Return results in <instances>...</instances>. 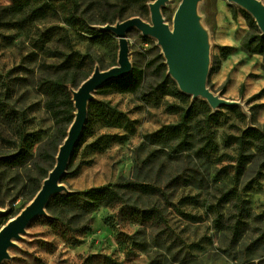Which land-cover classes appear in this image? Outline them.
Segmentation results:
<instances>
[{
  "label": "rangeland",
  "instance_id": "obj_1",
  "mask_svg": "<svg viewBox=\"0 0 264 264\" xmlns=\"http://www.w3.org/2000/svg\"><path fill=\"white\" fill-rule=\"evenodd\" d=\"M154 1L78 0L80 21L70 19L71 4L65 1L36 12L43 0H0V158L23 155L20 165L0 168V230L32 202L34 187L56 164L57 126L37 90L38 80L63 70L91 77L97 68L117 66V37L110 33L95 39L90 29L101 31L133 17L152 23ZM182 1L168 0L163 7L170 28ZM197 13L209 49L208 89L228 102L210 105L218 113L211 129L219 156L226 155L223 162L209 164L196 155L202 145L197 130L189 139L195 146L190 150L180 139L146 140L177 124L182 108L204 99L167 95L165 83L172 77L158 40L134 28L127 34L129 59L132 72H144L141 91L119 94L101 88L93 93L86 125L60 181L66 190L30 222L2 264H264L263 247L245 250L256 228H264V165L248 166L261 172L245 198L262 220L251 225L243 242L232 245L229 232L218 229L217 205L231 187L238 154L235 147H225V138L251 127L264 132V56L246 50L252 30L248 12L238 4L201 0ZM145 94L146 100L138 99ZM123 180H146L167 197L122 190L121 200L99 208L60 198ZM183 180L192 185L183 186ZM152 207L165 215L166 226L145 220L143 212ZM229 208H223L226 215Z\"/></svg>",
  "mask_w": 264,
  "mask_h": 264
},
{
  "label": "trees",
  "instance_id": "obj_2",
  "mask_svg": "<svg viewBox=\"0 0 264 264\" xmlns=\"http://www.w3.org/2000/svg\"><path fill=\"white\" fill-rule=\"evenodd\" d=\"M27 1V0H26ZM37 1V0H36ZM39 1V0H38ZM44 3L36 9V12L43 11L45 7L55 3L56 1H65L71 4L72 13L70 19H79L83 21V17L79 16V2L78 0H43ZM164 11V10H163ZM247 23L252 30L251 35L245 42L244 46L250 54H258L264 56V35L259 30L254 18L246 13ZM134 18V17H133ZM130 19V18H127ZM124 19V20H127ZM122 20V21H124ZM121 21V22H122ZM93 37L99 38L106 36L111 32L98 31L90 29ZM163 66L166 68L165 64ZM115 67V66H114ZM90 76H79L75 70H63L62 72L53 75L41 77L37 83V90L45 96V108L50 113L56 123V140L54 143V152L58 153L59 148L67 137L69 128L75 118V106L73 101L72 88L78 89L84 81ZM144 81V72L136 70L125 79L112 81L101 88H112L113 92L119 94H136L138 95L142 89ZM167 95L176 98H186L177 84L169 77H167ZM99 88V90L101 89ZM98 90V91H99ZM146 94L139 100H146ZM218 117V113H213L208 102L202 100L199 103H193L189 107L181 109L180 120L175 125H166L160 131L154 132L151 135L145 136L146 140L151 144L159 141H166L167 138L173 140L180 139L186 149H195V146L189 142L190 138H194V131L201 136L199 148H196V155L205 160L209 164H219L223 162L225 154L219 156L220 147L215 141L214 134L211 129V123ZM23 139H26L27 134L22 131ZM165 137V138H164ZM167 137V138H166ZM224 145L227 148L235 147L237 149V156L234 159V174L231 178V187L222 193L218 201L219 222L218 229H226L230 234V241L232 245H238L247 237V232L252 224L258 223L262 217L256 215L248 200L245 198V193L251 185L257 182L260 170L254 171V165H264V132L256 127L247 128L240 135H228L224 140ZM23 158L22 154H14L10 156H3L0 158V168L7 165L18 166L21 164ZM54 159V158H53ZM54 163L50 170L45 172L37 185L34 187L30 200L34 199L40 191L44 180L48 177L51 170L54 168ZM181 179V178H180ZM124 181V180H123ZM121 181L114 184H106L100 187L90 188L85 191L73 192L62 195L60 198L64 202H69L73 199H81L84 205L93 208L101 206L107 207L114 204L116 201L122 199L121 191H137L147 196H160L166 198V193L163 188L151 184L146 180L139 181ZM184 182V180H183ZM183 186H190L191 183L184 182ZM53 198V200H56ZM59 198V197H58ZM229 204L230 213L226 215L224 212L225 205ZM51 202L47 205L49 209ZM22 211V209H21ZM19 211L16 215L20 214ZM143 217L146 221H150L157 227L167 225V220L162 211L157 207H152L143 212ZM255 232L256 238L246 246L248 253L253 251L254 247L264 248V228L258 227Z\"/></svg>",
  "mask_w": 264,
  "mask_h": 264
},
{
  "label": "water",
  "instance_id": "obj_3",
  "mask_svg": "<svg viewBox=\"0 0 264 264\" xmlns=\"http://www.w3.org/2000/svg\"><path fill=\"white\" fill-rule=\"evenodd\" d=\"M167 1L155 0L150 5L152 23L134 17L101 28L102 31L113 33L119 41L118 65L105 71L97 68L93 75L72 93L76 110L75 118L59 149L54 168L32 202L0 230V264L9 258V248L13 247L14 241L20 239L26 232L30 222L44 215L51 199L66 190L60 185V181L86 125L88 104L93 98V93L112 81L127 78L132 73L127 38L130 30L136 28L145 36L158 40L169 75L182 93L202 98L214 108L228 104L227 101L216 97L207 86L210 57L207 36L199 25L197 13L201 0H183L176 12L173 28L165 23L163 17L162 10ZM230 1L244 8L254 18L264 35V4L260 0Z\"/></svg>",
  "mask_w": 264,
  "mask_h": 264
}]
</instances>
